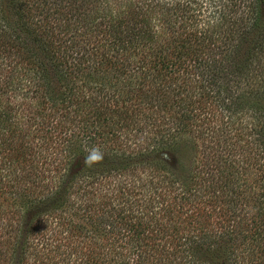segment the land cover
I'll return each instance as SVG.
<instances>
[{
  "label": "trees",
  "instance_id": "1",
  "mask_svg": "<svg viewBox=\"0 0 264 264\" xmlns=\"http://www.w3.org/2000/svg\"><path fill=\"white\" fill-rule=\"evenodd\" d=\"M116 3L0 0V264L28 261L27 210L64 264H264V0ZM111 173L114 197L79 180Z\"/></svg>",
  "mask_w": 264,
  "mask_h": 264
},
{
  "label": "rangeland",
  "instance_id": "2",
  "mask_svg": "<svg viewBox=\"0 0 264 264\" xmlns=\"http://www.w3.org/2000/svg\"><path fill=\"white\" fill-rule=\"evenodd\" d=\"M113 1V0H112ZM117 1L115 8L118 10V12H121V10L123 8H125L124 6V0H115ZM98 20V18H97ZM151 23H152V26L153 28L155 29V33L156 34H159L160 36H167L164 34V25L162 23H160L157 19L156 16H153L151 18ZM80 40L82 42H85L87 40H89L88 38H92V36H89L88 33H84L82 34L80 37ZM100 38V37H98ZM6 66H5V63H1L0 64V86H7V83L5 84L3 81L8 78V76L6 75ZM178 76V81H180V79L182 78V74L181 72L179 71V73L176 74ZM191 75H194V74H191ZM194 77V76H193ZM19 78V77H18ZM254 80V79H253ZM12 86V85H10ZM245 86V85H243ZM164 88H166V86H163ZM176 89L174 88V91ZM8 99V102L9 100L11 101L12 104L10 105H13V102H15L16 104H18L19 102H21L22 100H24L25 98L22 96V94H19L15 97V99L13 100L12 96L9 95V97H7ZM4 100V97H2V101ZM14 106V105H13ZM215 116L216 117H220V114L218 113H215ZM144 133L143 135L145 134V130H143ZM147 133V132H146ZM207 133V132H205ZM133 132H126V130L121 134V137L124 138V140L127 142V143H130L131 145H133L134 143L136 144V141L137 138H134L133 136ZM211 134V133H210ZM205 137H208V136H205ZM197 138H194L192 139L191 138V141H190V146L187 149V152H189V157H188V162H187V165L186 166H189L190 163H195L196 160L198 159V155H199V150H200V141L201 139L199 140H196ZM109 140V139H108ZM190 140V139H189ZM192 140H196L195 144L192 142ZM181 153V152H180ZM153 156L155 158H157L158 160H160L162 163H164V168L163 170L160 172V173H163V172H166V170H168L167 168H173V169H177V158H179V156L181 155H178L177 156V153H174L171 154L167 151H165L164 149L161 150V152H157V154H153ZM182 160L184 159V157H181ZM138 163V161L136 159H134V162H133V165H136ZM80 164V159L77 158L74 160L73 162V169L74 168H77ZM45 168V167H43ZM137 176H133V178H135V181L136 182H143V183H138V184H144L145 187H147L148 185V182H156L157 181V177L155 175H157V172H155V170H153L151 167L149 166H141V165H137ZM106 174L102 175V176H98V177H93V176H83V177H80L79 180H81V185H84L86 183V187L89 189H92L90 187V184L92 181H100L105 185V188L107 189L109 195L113 196L114 197V194L116 193L115 190H114V194L112 193L113 189H114V186L117 187V184L119 181H122V179H118V177H116L113 173H111V175H107L105 176ZM77 177V178H79ZM102 178V179H100ZM96 184V183H94ZM150 184V183H149ZM150 188V187H149ZM117 189V188H116ZM74 197H76V195H74ZM97 200V198H96ZM22 208L21 210H23L25 207H27L26 205H24L23 203H17V206L16 208ZM21 213V212H20ZM25 213H29L28 215H26L25 219H24V222H23V225L21 226V234L19 235V239L20 240H24L26 241V243L30 246L28 248V252H30V257H28V261L26 262V264H64L65 261H62L61 259H59L58 255H57V250L53 249L52 247L54 245H45V246H41V244L39 243V241H36L35 239H32L30 238V235H29V231L30 229L32 228V226L36 223V220L37 217L35 215H32V212L30 210H27L25 211ZM32 215V216H30ZM29 217V219H28ZM45 220H40L42 221L43 224L46 225V228H47V232L49 234V236H51L52 238H54L55 240V235L57 237V239H59V241H62V242H65L64 239L62 238V236L64 235L63 233L61 234H55V215L52 214L50 216H47V217H43ZM79 222H82V220H79ZM84 221V220H83ZM25 223V224H24ZM27 226V232L25 231V227L24 226ZM62 227V230L66 229L65 227L63 226H60ZM25 232V234H24ZM24 235V237H23ZM3 238H0V240H2ZM25 243V244H26ZM55 244V241L53 242ZM32 248H34V250H32ZM35 252H37V254L40 256L37 257H34V254ZM36 258V259H35Z\"/></svg>",
  "mask_w": 264,
  "mask_h": 264
},
{
  "label": "clouds",
  "instance_id": "3",
  "mask_svg": "<svg viewBox=\"0 0 264 264\" xmlns=\"http://www.w3.org/2000/svg\"><path fill=\"white\" fill-rule=\"evenodd\" d=\"M103 159V154L94 150L91 154L85 157V164L91 166L93 163H99Z\"/></svg>",
  "mask_w": 264,
  "mask_h": 264
}]
</instances>
